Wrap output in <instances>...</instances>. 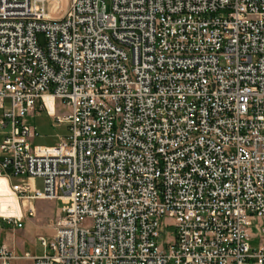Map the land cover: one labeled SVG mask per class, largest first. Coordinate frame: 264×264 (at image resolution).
<instances>
[{
  "label": "built area",
  "instance_id": "built-area-1",
  "mask_svg": "<svg viewBox=\"0 0 264 264\" xmlns=\"http://www.w3.org/2000/svg\"><path fill=\"white\" fill-rule=\"evenodd\" d=\"M51 1L0 0V218L64 203L34 264H264V0Z\"/></svg>",
  "mask_w": 264,
  "mask_h": 264
},
{
  "label": "crops",
  "instance_id": "crops-1",
  "mask_svg": "<svg viewBox=\"0 0 264 264\" xmlns=\"http://www.w3.org/2000/svg\"><path fill=\"white\" fill-rule=\"evenodd\" d=\"M36 181L37 179L35 180L37 185ZM57 201L59 200L47 198L23 199V201L20 202V213L23 215L22 227H17L11 223H4L0 218V248L5 247L9 251L11 248H14L13 240L20 230L25 236L34 234L33 240H36L38 243V236L40 235L53 236L56 230V221L61 215L63 209V206L58 209L55 208ZM0 206L2 207L1 204ZM12 206L13 212H16V209L19 210L17 201H13ZM29 209H33V215H29ZM50 220H52V222L49 224ZM41 253L42 247L41 251L37 252L35 246H32L26 251V255H28L27 258L31 260V264H34L33 257L40 255ZM15 257L18 256L15 255Z\"/></svg>",
  "mask_w": 264,
  "mask_h": 264
},
{
  "label": "rangeland",
  "instance_id": "rangeland-1",
  "mask_svg": "<svg viewBox=\"0 0 264 264\" xmlns=\"http://www.w3.org/2000/svg\"><path fill=\"white\" fill-rule=\"evenodd\" d=\"M57 1L61 4L64 3V7H66L68 0H52ZM65 9V8H64ZM44 36L40 35V39L43 40ZM47 104L50 107L51 110H53V101L47 100ZM63 103H59L60 108L59 111L62 109L67 110L63 107ZM8 105V102H7ZM0 117H1V111H0ZM27 121L37 126L38 128V136L34 139V143L37 145H55L57 142H59L61 136L65 135L67 133V128L63 126H54L51 122V117L48 114L46 110L42 111L41 115H29L27 116ZM7 128H2L0 126V140L2 139L5 132H7ZM14 180H18V178H15ZM37 187L42 189L43 188V180L37 179ZM7 184L5 182L4 178H0V186L5 187ZM1 204V202H0ZM64 207L63 201L59 200L56 204V209ZM13 212V207L11 209L3 208L0 206V213L8 214ZM52 222V220L49 221V224ZM34 235V234H33ZM33 235H23L22 231L18 232V234L15 236L13 240L14 248L10 249V252L14 255H17L18 257H14L10 264H31V260L27 258L28 255H26V251L31 248L32 246H35V249L37 252L41 251L40 244L35 240H33ZM11 241V240H10Z\"/></svg>",
  "mask_w": 264,
  "mask_h": 264
},
{
  "label": "bare ground",
  "instance_id": "bare-ground-1",
  "mask_svg": "<svg viewBox=\"0 0 264 264\" xmlns=\"http://www.w3.org/2000/svg\"><path fill=\"white\" fill-rule=\"evenodd\" d=\"M46 100L53 101L50 96L46 97ZM3 178V177H0ZM13 201H16L14 197L9 193L8 186L5 187L0 186V202L3 208H7L6 204L10 202L12 204Z\"/></svg>",
  "mask_w": 264,
  "mask_h": 264
}]
</instances>
